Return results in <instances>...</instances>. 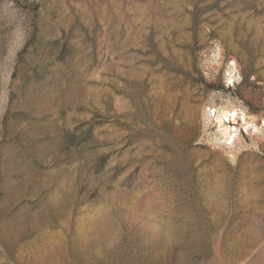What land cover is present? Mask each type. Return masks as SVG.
<instances>
[{
  "label": "rangeland",
  "instance_id": "obj_1",
  "mask_svg": "<svg viewBox=\"0 0 264 264\" xmlns=\"http://www.w3.org/2000/svg\"><path fill=\"white\" fill-rule=\"evenodd\" d=\"M0 264H264V0H0Z\"/></svg>",
  "mask_w": 264,
  "mask_h": 264
},
{
  "label": "bare ground",
  "instance_id": "obj_2",
  "mask_svg": "<svg viewBox=\"0 0 264 264\" xmlns=\"http://www.w3.org/2000/svg\"><path fill=\"white\" fill-rule=\"evenodd\" d=\"M231 116H232V118H234V120H235L234 115L232 114ZM231 116H230V117H231ZM224 117L228 118V117H229V114H228V113H222L221 116H220V119H223Z\"/></svg>",
  "mask_w": 264,
  "mask_h": 264
}]
</instances>
